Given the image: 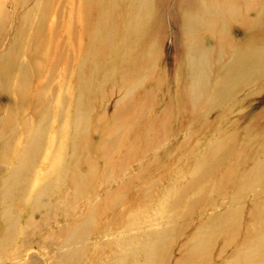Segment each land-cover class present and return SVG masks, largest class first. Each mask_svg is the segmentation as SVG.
<instances>
[{"label": "bare ground", "instance_id": "1", "mask_svg": "<svg viewBox=\"0 0 264 264\" xmlns=\"http://www.w3.org/2000/svg\"><path fill=\"white\" fill-rule=\"evenodd\" d=\"M61 1L64 20L58 24V0H0V264L21 260L44 224L60 217L68 224L90 208L98 172L91 132L97 105L121 94L108 126L129 111L135 92L157 75L166 46L171 45L184 115L217 120V111L235 107L230 103L238 96L244 99L245 92L246 98L264 94L262 0H177L173 9L165 8L166 0H81L80 59L75 83L67 90L73 101H65L57 138L50 132L49 105L39 107L55 78L50 65L58 38L72 20L73 0ZM238 29L245 32L241 39L234 35ZM44 76L46 87L35 91L28 105L34 80ZM104 117L101 113L98 122ZM241 134L236 171L218 194L222 202L187 238L176 264H264V109ZM230 152L225 149L217 162L202 169L187 191L226 163ZM81 164L87 165L86 173ZM149 167L146 163L140 170ZM133 182L122 187L131 188ZM198 205H191L188 220L180 225L148 235L142 250L146 259L139 264H172L174 242L186 237ZM91 221L87 215L77 222L66 246L86 242ZM126 250L118 252V264H137L133 251Z\"/></svg>", "mask_w": 264, "mask_h": 264}, {"label": "rangeland", "instance_id": "2", "mask_svg": "<svg viewBox=\"0 0 264 264\" xmlns=\"http://www.w3.org/2000/svg\"><path fill=\"white\" fill-rule=\"evenodd\" d=\"M80 1H72L70 28L67 27L63 36L58 38L56 57L50 65V69L55 70V78L39 107L49 105L50 132L54 130L57 138H60L63 115L67 111L65 101H73L67 96V90L69 87L72 90L75 83L80 59ZM176 2L166 0L164 6L173 9ZM57 7L60 24L64 20L61 0H58ZM254 16L257 15L254 13ZM166 29L170 31V23ZM244 34L240 29L234 33L237 39L243 38ZM67 36H70L69 42H66ZM171 50V45L165 47V56L159 62L157 75L135 92L129 111L120 115L117 121L108 126V121L120 108L121 94L115 92L104 105H97L91 130L93 157L98 163L95 188L89 197L93 204L75 214L74 220L68 224L64 217L58 218L57 223L44 224L31 238L21 260L12 264H118V252L127 248L129 251H126H133L137 257V264L144 263L146 258L144 256L142 261V250L146 247V239L164 228H173L188 220L191 205L199 203L197 212L190 218L191 228L186 237L174 242L172 264H176L182 251H186L184 245L187 238L201 227L203 219L218 210L217 204L222 202L218 195L221 185L236 171L235 163L242 145L241 132L251 117L258 116L264 109V103H261L264 102V94L246 98L248 90L257 87L247 89L244 99L240 101L238 96L230 103L231 106L236 103L235 107L229 111L224 108L217 111V120L211 121L209 116L200 118L190 112L184 115L182 96L175 86ZM144 53L142 50L140 55ZM48 80L45 76L34 80L28 105L34 103L35 91L46 87ZM108 90L110 93L111 87ZM101 113L105 117L98 122ZM29 115L30 112L22 114L21 118ZM225 149L231 151L226 163L215 168L189 193V184L198 181L203 170L217 162ZM146 163L150 164L149 169L140 170ZM80 170L86 173L87 165L81 164ZM128 181L134 186L128 189L122 187ZM87 215L92 220L89 239L66 246L68 233ZM151 238L149 247L155 244ZM147 256L151 257L152 251Z\"/></svg>", "mask_w": 264, "mask_h": 264}]
</instances>
